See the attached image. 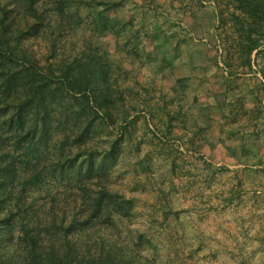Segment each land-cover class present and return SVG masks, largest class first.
<instances>
[{"label":"rangeland","instance_id":"obj_1","mask_svg":"<svg viewBox=\"0 0 264 264\" xmlns=\"http://www.w3.org/2000/svg\"><path fill=\"white\" fill-rule=\"evenodd\" d=\"M116 1L115 30L100 34L82 6L68 38L99 46L124 92L129 134L110 187L132 200L131 230L153 239L142 252L159 264H264V57L229 75L219 15L236 1Z\"/></svg>","mask_w":264,"mask_h":264},{"label":"trees","instance_id":"obj_2","mask_svg":"<svg viewBox=\"0 0 264 264\" xmlns=\"http://www.w3.org/2000/svg\"><path fill=\"white\" fill-rule=\"evenodd\" d=\"M235 1L219 15L229 75L264 57V0ZM82 6L100 34L114 29L116 0H0V264H159L110 187L130 110L100 47L68 38Z\"/></svg>","mask_w":264,"mask_h":264}]
</instances>
